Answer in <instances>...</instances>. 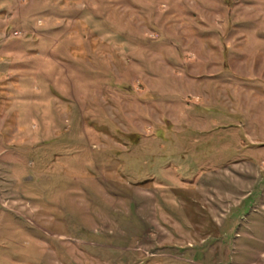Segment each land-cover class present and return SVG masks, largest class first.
<instances>
[{"label":"rangeland","instance_id":"374dc122","mask_svg":"<svg viewBox=\"0 0 264 264\" xmlns=\"http://www.w3.org/2000/svg\"><path fill=\"white\" fill-rule=\"evenodd\" d=\"M0 264H264V0H0Z\"/></svg>","mask_w":264,"mask_h":264}]
</instances>
